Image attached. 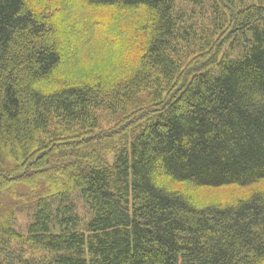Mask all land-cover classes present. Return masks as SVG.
Returning <instances> with one entry per match:
<instances>
[{"label": "trees", "instance_id": "16d2710c", "mask_svg": "<svg viewBox=\"0 0 264 264\" xmlns=\"http://www.w3.org/2000/svg\"><path fill=\"white\" fill-rule=\"evenodd\" d=\"M203 3L0 0V264H264V0Z\"/></svg>", "mask_w": 264, "mask_h": 264}, {"label": "rangeland", "instance_id": "374dc122", "mask_svg": "<svg viewBox=\"0 0 264 264\" xmlns=\"http://www.w3.org/2000/svg\"><path fill=\"white\" fill-rule=\"evenodd\" d=\"M57 1H67L68 0H30L33 7H35V10L37 13L43 15L47 14V8L51 9L53 11H58L59 7L55 6V3ZM213 0H204V7L205 10H208L211 6ZM37 5L39 8H37ZM109 12L106 11L105 14ZM44 17V16H43ZM46 18V17H45ZM53 18V17H52ZM48 19V18H47ZM48 21H50L56 29H59L58 24L53 21V19L49 18ZM72 20L69 19L68 24L70 25ZM76 23V21H75ZM77 28H82V22H77ZM84 36V35H83ZM94 38H89L85 41V43L78 48L77 50H80L77 54L86 56L85 58H78L77 59V66L79 70H86L89 68L92 69H106L108 67V56L105 55V50L103 48H100L99 42L100 37L95 34L93 35ZM57 40L63 45L64 47L70 49H75L81 44V39H77L76 41L70 39V37H66L65 30H58V33L56 35ZM83 38V37H82ZM111 40V39H109ZM112 43V42H110ZM117 42L115 40L113 41V44L116 45ZM106 57H108L106 59ZM67 65V64H66ZM72 68V67H71ZM66 72H70L69 69H67V66L63 69ZM87 71V70H86ZM171 182L167 181L166 185L169 187H173L170 185ZM175 187H184L183 185H175ZM254 189H264V182H262L260 185L253 186L251 190ZM250 188H240L237 186H227L220 189H213L208 187H192V188H186L187 194H189L190 198L192 199L193 203L196 205H208V204H229L232 201H235L236 199H240L242 197H245L247 195ZM79 213L84 216L86 214V209L83 207L82 202L79 200H75ZM30 221V216L28 212L23 211L17 214L16 216V222H15V229L18 230L20 233L25 234L26 226ZM26 259H32L35 262H44L49 259V254L46 252L41 251H26L25 253Z\"/></svg>", "mask_w": 264, "mask_h": 264}]
</instances>
